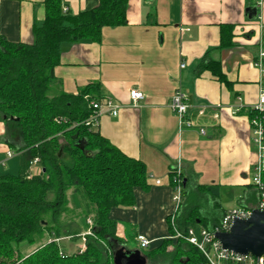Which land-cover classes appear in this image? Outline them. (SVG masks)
I'll list each match as a JSON object with an SVG mask.
<instances>
[{"label": "crops", "instance_id": "obj_1", "mask_svg": "<svg viewBox=\"0 0 264 264\" xmlns=\"http://www.w3.org/2000/svg\"><path fill=\"white\" fill-rule=\"evenodd\" d=\"M46 3L0 0V37L32 43L34 26L45 21ZM98 4L99 0H60L62 10L73 15ZM251 6L257 8L255 18L247 15ZM262 48L264 0H128L124 24L105 26L99 40L63 44L55 86L77 94L96 84L100 95L121 104L117 116L100 115L96 130L147 167L150 188H135L136 203L111 212L117 222L127 218L137 230L136 241L138 235L151 242L178 239L170 229L177 213L172 181L178 169L190 196L197 185L219 186L218 198L208 194L201 204L210 226L235 208H257L261 194L253 176L258 153L249 110L259 98L261 73L254 62ZM216 66L229 84L218 78ZM179 88L188 97L193 127H180L170 108ZM133 89L144 98L132 103ZM20 145V138L0 118V175L7 164L19 168ZM231 200L237 206L225 209L223 204ZM118 235L124 240L119 222Z\"/></svg>", "mask_w": 264, "mask_h": 264}, {"label": "trees", "instance_id": "obj_2", "mask_svg": "<svg viewBox=\"0 0 264 264\" xmlns=\"http://www.w3.org/2000/svg\"><path fill=\"white\" fill-rule=\"evenodd\" d=\"M127 4L99 0L96 7L73 15L62 10L60 0H47L45 21L34 26L32 43L0 37V118L21 141L17 175H0V264H114L113 249L126 244L111 212L133 206L135 188H150L147 167L102 136L98 126L85 124L94 112L90 101L104 99L96 84L66 93L55 86V67L64 43L99 40L105 26L124 24ZM256 114L249 110L250 118ZM35 158L40 168L30 174ZM262 181L264 188V171ZM183 187L176 229H212L201 204L208 194L217 199L219 186L197 185L191 196L188 184ZM74 193L80 209L72 204ZM88 218L93 234L86 237V249L66 252L60 241L79 239ZM26 246L31 247L28 254ZM141 250L149 264H208L203 252L183 238Z\"/></svg>", "mask_w": 264, "mask_h": 264}, {"label": "built area", "instance_id": "obj_3", "mask_svg": "<svg viewBox=\"0 0 264 264\" xmlns=\"http://www.w3.org/2000/svg\"><path fill=\"white\" fill-rule=\"evenodd\" d=\"M68 9L64 8V12ZM254 65L259 69L261 73L260 90L258 102L251 108V111H255L257 114L250 118V123L253 131V143L257 148L258 160L254 168L253 182L260 190V200L257 208H264V188L262 175L264 171V122L262 114H264V48L260 49L259 54L254 62ZM181 67H185V63H182ZM130 98L132 103L137 102L144 98V94L138 89H133L130 92ZM94 112L85 121V124L97 127L99 125V117L105 112L112 116H117L121 108L119 104L112 97H104L103 101L99 102L96 100L90 101L89 104ZM171 110L178 116L180 127H193L194 122L188 117V111L190 103L187 95L179 88L175 91L174 95L170 100ZM239 109H237L238 111ZM200 132L205 134V129L201 128ZM7 155L11 157L12 151H8ZM39 158H35L32 162L31 170L38 165ZM174 194L173 202L176 208V212L180 209L183 202V191H184V179L181 174V170L178 169L174 175ZM252 209L245 207H238L228 211L222 218L221 222L214 226L212 229L201 228L196 230L193 227L188 228L182 232L176 229L175 221L176 215L171 217V223L175 228V238H183L189 243L195 245L207 258L208 264H264V254L258 258L252 255H240L232 251L223 249L220 241L215 237L216 232L227 231L234 218H247L251 213ZM87 223L89 224L88 229L83 232L81 236L82 243L78 250L83 251L86 249V237L92 235L93 219L88 218ZM137 241L140 243V247L146 248L149 246L151 241L143 235L137 236Z\"/></svg>", "mask_w": 264, "mask_h": 264}, {"label": "water", "instance_id": "obj_4", "mask_svg": "<svg viewBox=\"0 0 264 264\" xmlns=\"http://www.w3.org/2000/svg\"><path fill=\"white\" fill-rule=\"evenodd\" d=\"M256 7H248L247 15L255 18ZM83 149V146H81ZM223 249L256 258L264 254V208H253L247 218H234L227 231L216 232ZM114 264H147V257L139 248L129 249L122 244L113 249Z\"/></svg>", "mask_w": 264, "mask_h": 264}, {"label": "rangeland", "instance_id": "obj_5", "mask_svg": "<svg viewBox=\"0 0 264 264\" xmlns=\"http://www.w3.org/2000/svg\"><path fill=\"white\" fill-rule=\"evenodd\" d=\"M14 162H15V160H14ZM36 166H37L36 171H38L40 166L39 165H36ZM4 170H5L4 171L5 174L17 175L18 166L7 164ZM71 200H72V204L75 208H78V209L81 208L82 203H81V200H80L77 193H74L71 195ZM223 206L225 209H232L235 206H237V202L231 200L227 204H223ZM119 208H126L127 209L130 207H119ZM79 222L82 223V220H80ZM118 222L122 226L124 241L126 242V245L128 246V248L129 249L138 248V246H139L138 244H140V243L135 240L134 235H133L134 232L137 230H135V228L129 224L126 217L120 218ZM80 238L77 240H72V238L63 239L62 241H60V245L66 252L72 253V252L78 250L79 246L81 245L82 240ZM161 241H162L161 239L152 241L150 246H148V248H146V249H152L153 247L160 245Z\"/></svg>", "mask_w": 264, "mask_h": 264}]
</instances>
